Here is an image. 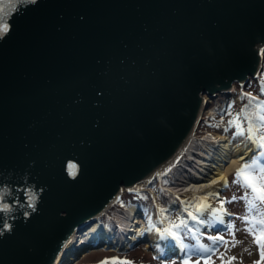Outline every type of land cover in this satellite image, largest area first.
<instances>
[{
	"label": "water",
	"instance_id": "95a60500",
	"mask_svg": "<svg viewBox=\"0 0 264 264\" xmlns=\"http://www.w3.org/2000/svg\"><path fill=\"white\" fill-rule=\"evenodd\" d=\"M2 7L0 264H54L74 228L175 150L202 94L262 67L264 0Z\"/></svg>",
	"mask_w": 264,
	"mask_h": 264
},
{
	"label": "rangeland",
	"instance_id": "374dc122",
	"mask_svg": "<svg viewBox=\"0 0 264 264\" xmlns=\"http://www.w3.org/2000/svg\"><path fill=\"white\" fill-rule=\"evenodd\" d=\"M259 61V64L262 65V67L258 70V74L256 77L250 76L247 80L245 79L243 81H235L233 82L232 87L227 92L218 93L214 97H209L207 94H205L209 99L206 102L207 104H205V110H207L211 106H213L215 110L211 114H202V116H200L199 124L195 129L196 135H205V133H207L208 131L225 133L229 137L230 142L238 143L240 146L248 147L250 151L247 154L248 156H244V158L241 159V161H243L242 164L248 162L249 159H255L257 155H260V150H254L253 147H255V143L257 142L259 137L264 136V124L260 132H257V129L254 128L252 124V131L248 132V120L241 119V121H238V123H240V126L245 131L246 136L240 137L234 134L236 128L234 126H230L228 121L236 118L237 113L240 114L241 118L244 117L245 112H242L241 110L244 109L246 101H248L247 96L244 94H250L252 97L256 98V100L264 101V95H261V86L264 85V49ZM242 96H244L243 99ZM229 109L230 114L227 111ZM246 111L249 119L253 121V110L247 109ZM247 136H251L253 140H255V142L249 140ZM209 162H213L214 166L220 163L218 160H209ZM191 163L197 168L198 164H195V162ZM209 170L213 171V173L215 171L212 166H210ZM165 171L170 172L169 167L163 168L159 174ZM208 173V175H212L210 174V172ZM235 174L236 173L233 170L227 175V178L225 179L228 182L227 188L222 187L225 181L222 180L218 181L219 183L215 182V186L213 188L197 192V195L190 194L187 196L186 194H176L175 196H172L168 191V188L166 187L167 185H170L172 183L177 184L187 181L185 180L187 179L186 176L192 175L188 172H186V175L180 177L181 179L174 178L173 173L171 176L163 175L161 178H159L160 181L152 183V185L150 186V181L158 175L155 176L145 186L138 188V190H147L149 195L147 193L145 194L141 192L139 197H136L137 195L133 191L126 189L121 195L122 198H120L116 202V205H120L118 207L122 208L116 210H124L123 208L126 203L130 204L132 202H138L142 205L139 213L140 218L138 219L139 221H144L142 226L145 227L138 234L140 235V237L138 239H135L134 241L125 243L123 247L120 248V251H118V249L113 246L109 247L108 249H102L92 252L91 249L93 250L94 248H98L102 243H98L99 245L91 244V246L97 247H90L86 250L81 249L78 251L76 257H73L71 255V258L64 261L62 264H101V262L97 263V261L102 260L103 258H109L111 262L108 261V264H119V261L124 260L134 262V264H159L160 260H162L161 262H164L162 264H173V262H175V264H182L181 262H179V258L183 257L180 253L179 248L170 242V238L168 240H162L159 238V236L153 234L154 231H149L147 217H152V213L154 214L157 208H167L169 206V202L172 201L174 203H177V205L180 206L179 208H181V206L184 207L185 204L191 206L192 201L196 204L201 201L203 207L200 206L199 209L204 216H207L212 210L220 207L219 200L216 198L217 193L219 194L220 198H226L228 201L223 205V208L226 209L227 213H229L230 215H225L223 218L226 221L234 224V228L232 229L234 236L232 235V233H225L221 231L220 228L222 226H217L214 228H206L202 226L203 229L207 230L209 233H211V235H223L225 240L230 242L226 246L227 250L225 246H221L219 248V250L211 257L209 264H254V261L260 258L259 249L258 246L252 242V235L245 230L247 227H250L251 224L242 221L240 217L247 216L249 221L259 218H254L253 212H249L245 201L239 199L243 196L244 189L239 185L232 183L235 178ZM150 187L157 192L156 194L159 197V201H162V204L159 203V205H157L158 200L152 195ZM233 196L237 197L236 201H232L231 198ZM142 208L144 209V212L142 211ZM174 209L176 208H173V210ZM234 211L235 214H232L234 213ZM155 214V221L158 222V219L162 217H158L157 212ZM175 214L176 212L172 216H174ZM158 226L162 228L167 227V222L164 225ZM140 227V225H137V230H140ZM205 237L206 236L202 234L201 243L210 244V242ZM233 243H235L234 247L232 246ZM117 255L119 256V261L113 259L117 258ZM233 256L236 257L235 260L231 259ZM195 259H197V257H192L193 261H195ZM201 264H203V260H201Z\"/></svg>",
	"mask_w": 264,
	"mask_h": 264
},
{
	"label": "bare ground",
	"instance_id": "6f19581e",
	"mask_svg": "<svg viewBox=\"0 0 264 264\" xmlns=\"http://www.w3.org/2000/svg\"><path fill=\"white\" fill-rule=\"evenodd\" d=\"M262 54L263 50L259 56ZM225 92L227 91H223V93ZM205 94L206 93L202 94V100L198 104L199 106L196 110L193 123L189 130L184 134L175 150L158 162L157 165L152 168V170H149L143 178L136 180L134 183L119 186L118 191L109 198L103 206L86 218L89 223L84 228L80 230L74 228L71 234H69V236L63 241L54 264H62L64 261L70 259L71 255L73 256L75 253L78 254V250H80L82 245L83 250H86L90 247H97L91 246V244L96 243L95 245H99L101 240H103L102 244H100L101 246L94 248L93 250L91 249L93 252L108 249L113 246L118 248L120 245L138 239L140 237L138 234L145 227L142 226L144 221H139L138 219L140 218L139 213L142 205L138 202H132L130 204L126 203L123 208L124 210L118 211L116 209L121 208L116 206V202L118 197L122 195L126 189L133 192L138 190V188L145 186L152 178L157 176L163 168L169 167L170 172H162L157 176L158 179L161 178L164 173L170 174L169 176L173 173L174 178L178 179H181L180 177L186 175V172L192 174L186 176L187 179L185 180L187 181L177 184L172 183L166 186L172 196H175L176 194H186L188 196L190 194L192 195L213 188L215 182L225 180L227 175L237 167L240 159L249 153L250 150L248 147L230 142L229 137L222 132L208 131L205 135H196L195 129L199 124L200 116L204 113L211 114L215 110L213 106L205 110L206 107L204 104L208 99V96ZM209 160H218L220 163L214 166L213 162L210 163ZM191 162L198 164L197 168L193 166ZM210 166L215 170L214 173L209 170ZM208 172L212 175H208ZM150 190L152 195L158 200L157 205H159V203L162 204V201H159L156 191L151 187ZM179 207L180 206H178L177 203L172 201L169 202L167 208H184L183 206H181V208ZM142 211L144 212L143 208ZM137 225L141 226L140 230H137ZM153 234L158 236L155 232ZM169 240L174 244L171 238Z\"/></svg>",
	"mask_w": 264,
	"mask_h": 264
},
{
	"label": "snow or ice",
	"instance_id": "6c2138e0",
	"mask_svg": "<svg viewBox=\"0 0 264 264\" xmlns=\"http://www.w3.org/2000/svg\"><path fill=\"white\" fill-rule=\"evenodd\" d=\"M32 3H35L36 0H31ZM3 7L2 0H0V38L10 30L9 26L4 22L3 17ZM248 98V104L244 106L242 112H245L243 118L240 117V114L237 113L236 118L228 121L230 126H234L236 128L235 135L240 137H245L246 133L243 128L240 126L238 121L248 120L249 127L248 132L252 131V121L249 119L247 114V109L253 106L257 108L264 109V101L256 100V98L252 97L250 94H244ZM261 95H264V85L261 86ZM244 96H242V99ZM230 114V109L227 110ZM260 121H264V114L259 116ZM229 130V129H225ZM249 140H253L251 136H247ZM260 144L258 147L264 149V136L259 137ZM75 178V176H73ZM233 184L239 185L244 189V194L239 199L244 200L249 212H253L259 208V206L264 205V150L260 152L259 157L255 159H249L248 162L244 163L235 174V178L232 181ZM222 187L227 188L228 182L225 180ZM220 203V207L212 210L207 216H204L201 213V210L198 208L197 213L193 214L192 211H189L188 208H184L183 212L187 213V216L191 218V221L195 222L193 224L189 223L188 219L178 218L179 222H174L171 219L173 213H171L168 208H157L156 212L158 217H162L158 219V222H154L151 216L147 217L148 230L154 231L158 234L159 238L162 240H171L174 244L179 248L183 257L182 264H201V260H203V264H209L211 257L219 250L221 246H227L230 242L225 240L223 235H207L205 238L210 242V244L201 243L202 235V226L206 228H214L217 226H222L220 228L221 231L225 233H234L232 229L234 228V224L226 221L223 217L225 215H230L227 213V210L223 208V205L228 202L226 198H220L217 193V197ZM232 201H236L237 197L233 196ZM29 206L35 210V204L29 200ZM12 211L11 205L9 203L3 202V195L0 194V212H10ZM259 219H253L249 221L248 217H240V219L246 223H250L251 226L247 227L246 232L250 233L253 237V243L258 246L259 249V259L254 261V264H264V211L258 212ZM167 222V227L161 228L158 225H164ZM4 227L9 228L10 225L4 224ZM235 246V243L232 244ZM227 250V247H226ZM223 255V254H221ZM192 257H197L195 261L192 260ZM119 261V258H113ZM235 260L236 257L233 256L231 258ZM101 264H108V259L105 261H101ZM119 264H134V262H130L127 260L119 261ZM175 264V262H173Z\"/></svg>",
	"mask_w": 264,
	"mask_h": 264
},
{
	"label": "trees",
	"instance_id": "16d2710c",
	"mask_svg": "<svg viewBox=\"0 0 264 264\" xmlns=\"http://www.w3.org/2000/svg\"><path fill=\"white\" fill-rule=\"evenodd\" d=\"M260 92V91H259ZM246 104H248V101H246ZM250 110H253V112H254V114L252 115L253 116V126H254V128H256L257 129V132H260L262 129L261 128H263V124H264V122L263 121H260L259 120V117H257V116H260L261 114H264V110L263 109H261V108H257L256 106H255V104H253V106L252 107H250L249 108ZM249 114H250V112H249ZM260 144V140L258 139L257 140V142H256V146H258ZM163 175H170V174H166V173H164V174H162V176ZM158 177H156V178H154L151 182H150V186L152 185V183H155V182H158ZM147 193L148 195H149V193H148V191L147 190H136V191H134V193L137 195L136 197H139V195H140V193ZM157 193V192H156ZM198 193H194V195H197ZM193 195V194H192ZM195 203V202H194ZM193 203V201L191 202V206L190 205H186L185 204V206H184V208H188V210L189 211H192L193 212V214H198L197 213V209L200 207V205H199V203H201V201H199L197 204L195 203L194 204ZM190 204V203H189ZM194 204V205H193ZM183 208V209H184ZM183 209H178V208H176V209H170V211H171V213H175L176 212V214L174 215V216H171V219L174 221V222H176L177 220H178V218H184V219H188L189 220V223L190 224H193V223H195V222H193V221H191V218L190 217H188L187 216V213L186 212H183ZM149 211V210H148ZM261 211H264V205H261V206H259V208L258 209H256V210H253V217L254 218H260L259 217V215H258V212H261ZM148 213V212H147ZM155 213L153 214L152 213V219H153V221L154 222H156L155 220ZM178 223V222H177Z\"/></svg>",
	"mask_w": 264,
	"mask_h": 264
}]
</instances>
